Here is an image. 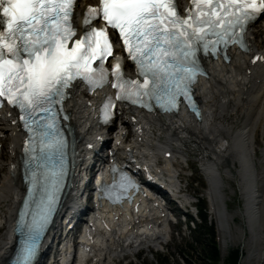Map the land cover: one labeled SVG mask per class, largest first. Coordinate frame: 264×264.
<instances>
[{"label": "snow or ice", "instance_id": "1", "mask_svg": "<svg viewBox=\"0 0 264 264\" xmlns=\"http://www.w3.org/2000/svg\"><path fill=\"white\" fill-rule=\"evenodd\" d=\"M76 2L0 0V98L18 107L32 151L37 139L41 153L63 148L53 106L64 99L72 81L82 78L90 87L108 83L107 70L102 63L94 68V61L114 62L112 87L118 89V100L138 103L151 97L163 101L162 107L174 108L178 96L191 102L189 85L199 69L198 49L215 54L217 45L241 39L246 25L264 15V0H190L183 16L176 0H97L83 7L82 24L88 27L76 38ZM97 20L103 21L99 28L94 26ZM109 29L118 33L121 47L145 77L142 84L124 79ZM111 102L108 97L106 116ZM50 174L56 178L62 170ZM46 218L42 214L33 221L36 236ZM35 240L33 236L25 244L19 264H30Z\"/></svg>", "mask_w": 264, "mask_h": 264}, {"label": "bare ground", "instance_id": "2", "mask_svg": "<svg viewBox=\"0 0 264 264\" xmlns=\"http://www.w3.org/2000/svg\"><path fill=\"white\" fill-rule=\"evenodd\" d=\"M82 5L83 0H79L76 11L79 12ZM76 23H79V14ZM252 27L246 33L249 55L230 49V58L226 63L217 59L203 61L207 76L195 84V95L201 108L199 119H193L184 110L161 115L132 109L143 131L140 142L131 140L126 144L137 160L144 158L149 166L172 183H176L180 177L177 164L184 159L183 147L191 145L199 150L205 159L201 170L210 186L206 192L210 209L216 214L223 233L228 227V220L226 204L221 198L222 177L236 174L244 197L242 212L246 225L256 239L258 236L264 240L261 226V218L264 217V169L258 173L255 167L260 168L263 163L264 149L261 151V161L255 164L252 160L255 155L252 136L259 123L264 125V62H249L251 54L264 53L257 39L262 37L264 18L259 28L257 24ZM261 41L264 44V34ZM76 91L78 87L73 89L65 105L69 110L68 124L78 138L77 147L80 149L82 141H89L92 134H102L103 131L94 127L80 95L74 94ZM6 115L3 112L0 117V159L3 158V162L0 160V207L3 208L0 210V229H6L0 234V264H4L11 249V221L22 191L16 171L9 169L11 160L18 152L20 138L15 125L10 123L12 117ZM234 117L240 120L239 125L232 121ZM115 130L116 127H113L112 132ZM155 160L161 163L155 165ZM233 162L236 163L235 169L230 166ZM221 167L224 168L223 174L219 170ZM146 194L148 197L149 193ZM151 198L152 202L158 201L153 196ZM135 202V212L125 204L107 205L103 201L96 204L94 219L89 223L90 227L83 229L79 238L81 246L74 258L75 264H111L125 254L133 255L139 249L164 244L168 234L162 211L156 210L144 196L135 197ZM64 206L71 207L72 211L77 210L76 200L69 192L60 209ZM46 249L42 248L43 253L34 264H42ZM70 254L69 244L65 245L62 256L58 257L61 264H68ZM256 254L252 259L257 258ZM87 258L89 261H85Z\"/></svg>", "mask_w": 264, "mask_h": 264}, {"label": "rangeland", "instance_id": "3", "mask_svg": "<svg viewBox=\"0 0 264 264\" xmlns=\"http://www.w3.org/2000/svg\"><path fill=\"white\" fill-rule=\"evenodd\" d=\"M257 26L259 28L261 23ZM261 32V36L263 37L264 29ZM262 37H257V39L260 40L259 44L261 43V48H264V44L261 42ZM233 120L237 125L240 124V120L237 117L232 118ZM252 139V147L255 152L252 160L257 164L263 159L261 156V151L264 149L263 124L259 123L257 125ZM183 152L185 154L184 159L177 164V171L180 175V186L184 188V193L189 196V199L196 202L197 206H207L206 222L212 225L219 256L216 264H224L229 250L233 248H238L240 251L238 264H264V240L258 238V236L256 239L253 234H250L246 225L245 216L242 212L244 197L240 191L237 175L233 174L222 177L223 189L221 195L223 194V196L221 198L226 204L225 211L226 219L228 220V227L225 233H223L216 214L212 213L211 209L208 208V204L210 206V203L207 201L209 199L206 192L210 186L207 181L208 179H206L207 176L201 170L202 162L205 159L202 153L191 145L183 147ZM0 160L3 162V158ZM184 160L186 161L184 162ZM230 166L235 169L236 163L233 162ZM255 167L259 173L260 170L264 169V161L260 164L261 169L257 165ZM219 170L223 174L224 168L221 167ZM0 210H3V208L0 207ZM188 225L190 227L187 226L186 229L183 225L170 227V233L167 235L164 244L155 248H142L133 255L125 254L120 259H114L111 264H202L203 261H207L203 252V246L208 243L209 234L199 229L196 223H192L196 227L193 229H191L190 224ZM263 225L264 217L261 218L262 230L264 229ZM4 230L6 229L1 228L0 234ZM262 232L264 233V230ZM253 254H256L257 258L252 259Z\"/></svg>", "mask_w": 264, "mask_h": 264}, {"label": "trees", "instance_id": "4", "mask_svg": "<svg viewBox=\"0 0 264 264\" xmlns=\"http://www.w3.org/2000/svg\"><path fill=\"white\" fill-rule=\"evenodd\" d=\"M205 210H206L205 205H201L197 207L199 222H200L197 226L199 229L209 234L208 243L203 246V252L205 255V259L207 261H203L202 264H216L219 260L218 251L214 241L213 228L210 224H208L209 222H206L207 214L205 213ZM239 255H240V251L238 248H233L229 250L224 264H238L237 261Z\"/></svg>", "mask_w": 264, "mask_h": 264}]
</instances>
